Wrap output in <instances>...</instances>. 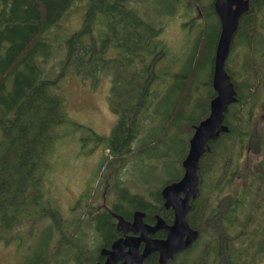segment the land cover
Listing matches in <instances>:
<instances>
[{
    "label": "trees",
    "instance_id": "16d2710c",
    "mask_svg": "<svg viewBox=\"0 0 264 264\" xmlns=\"http://www.w3.org/2000/svg\"><path fill=\"white\" fill-rule=\"evenodd\" d=\"M75 2L0 0V239L23 246L45 232L21 264H93L115 234L108 209L120 202L157 206L170 218L161 189L182 177L194 126L215 95L213 0H86L80 25L61 36ZM180 11L187 36L176 55L163 35ZM225 67L236 101L225 113L228 131L199 162V193L186 216L199 235L165 264H256L264 255V123L254 116L264 83V0H249ZM103 73L117 122L108 136L83 127L107 153L66 220L46 178L58 131L80 125L58 89L70 74ZM246 151L259 157L237 175Z\"/></svg>",
    "mask_w": 264,
    "mask_h": 264
},
{
    "label": "rangeland",
    "instance_id": "374dc122",
    "mask_svg": "<svg viewBox=\"0 0 264 264\" xmlns=\"http://www.w3.org/2000/svg\"><path fill=\"white\" fill-rule=\"evenodd\" d=\"M86 0H76L68 14L60 25L61 36H68L81 22L84 4ZM164 8V7H163ZM166 9V8H164ZM181 13V11L179 12ZM176 16L165 26L164 38L168 45L176 52L184 44L186 39V27L182 26L184 18L181 14ZM195 18L201 17V12L193 11ZM102 74V73H101ZM99 75L96 80L83 79L82 77L70 74L60 84L58 90L66 100V111L71 120L82 127H64L62 133L58 131V138L51 158V168L47 176V188L52 196L56 198L58 206L64 218L69 219L72 206L75 205L82 191L89 187V181L94 176L98 160L101 154H106L107 149L103 145L93 148L90 136L85 128H89L97 134L108 136L117 122V114L112 112L108 102L110 92V78L108 75ZM59 91V92H60ZM256 102L255 118L264 123V83L259 92ZM83 127H85L83 129ZM240 160L239 168H236L237 175L242 174L244 165L253 158H258L256 153L246 151ZM133 169L134 176L140 179L145 177ZM127 176L123 173L122 177ZM158 175L154 174V178ZM134 190V189H132ZM134 192H138L137 189ZM144 193V192H143ZM57 206V207H58ZM65 220V219H64ZM65 220V221H66ZM37 235V236H36ZM45 237V232H35L29 245L20 246L10 240L0 239V264H21L31 253V246H37ZM256 264H264V255Z\"/></svg>",
    "mask_w": 264,
    "mask_h": 264
},
{
    "label": "water",
    "instance_id": "95a60500",
    "mask_svg": "<svg viewBox=\"0 0 264 264\" xmlns=\"http://www.w3.org/2000/svg\"><path fill=\"white\" fill-rule=\"evenodd\" d=\"M248 6L249 0H213V8L220 22V31L213 58L212 87L215 95L210 100L208 115L194 126V131L189 139L188 151L182 161V177L161 189L164 207L171 208L173 211V223L166 225L158 217L155 226H147L142 224L139 219L141 213L136 212L137 218L134 224L129 226V229L136 231L139 228L143 235L135 238L127 237L124 240L130 242V251L126 253L133 255V258L126 260L123 264H132L131 261L139 264L151 252H157L159 262L163 264L177 252L188 248L198 237V231L188 224L186 216L191 208L190 200L199 193L200 159L209 150V141L216 139L220 133L228 130L224 123L225 113L228 107L236 101V91L225 66L239 19L248 9ZM158 228L165 229L166 238L151 239L145 236L146 233H152ZM141 240L144 241L145 247L143 252L138 254L136 247ZM124 241L114 242L111 251L102 250V253H106L108 256L104 264L113 263V260L119 257L117 255L125 245Z\"/></svg>",
    "mask_w": 264,
    "mask_h": 264
},
{
    "label": "flooded vegetation",
    "instance_id": "af4514ba",
    "mask_svg": "<svg viewBox=\"0 0 264 264\" xmlns=\"http://www.w3.org/2000/svg\"><path fill=\"white\" fill-rule=\"evenodd\" d=\"M227 71V70H226ZM264 116V113L263 115ZM162 199V198H161ZM164 203V200L162 202V204ZM131 204H126V203H119L118 204V211L115 210V207H110L108 209L110 216L114 219L113 222H111L112 228L115 229V234L111 233L109 234V243L108 245L104 246L107 249L111 248V245L118 241V240H122V242L127 239V237H139L142 234V230L137 228L136 231H133L132 229H129L130 225L134 224V221L136 220L137 216L135 215L136 212H140L141 215L139 216L140 221L142 222V224H145L147 226H155L157 224V219L158 217L161 218L163 220V222L166 225H170L173 223V219H174V215H173V211L171 208H166L164 207V205H162V210H168L171 211V213L169 214L170 218H168L167 216H165L164 214L160 213L157 211V206H152L150 205L148 208H134L132 205V207L130 206ZM120 218V219H119ZM138 226H140V224H138ZM166 231L164 228H158L157 230H155L152 233H146L145 236H147L148 238L151 239H164L166 238ZM143 235V234H142ZM199 235V233H198ZM125 245L123 246L122 250L119 251L118 255L119 257H116L113 260V263L110 264H123L124 262H126V260H130L131 258H133V255H128L126 252L130 251V245L128 242H125ZM145 247V243L143 240L139 241V243L137 244V253L141 254L143 252V249ZM187 249V248H186ZM102 247H99V254L98 257L96 258V260L94 261L93 264H104L107 261V254L102 253ZM185 250V249H184ZM183 251V250H181ZM179 251V252H181ZM177 252V253H179ZM176 253V254H177ZM174 254V256L176 255ZM173 256V257H174ZM151 260H156L157 263L159 262V254L157 252H151L149 253L146 257H144L139 264H151L150 262ZM136 260V259H135ZM128 262V261H127ZM132 264H137L135 261H131Z\"/></svg>",
    "mask_w": 264,
    "mask_h": 264
},
{
    "label": "bare ground",
    "instance_id": "6f19581e",
    "mask_svg": "<svg viewBox=\"0 0 264 264\" xmlns=\"http://www.w3.org/2000/svg\"><path fill=\"white\" fill-rule=\"evenodd\" d=\"M227 131H228V130H227ZM102 249L105 250V251H111V250H112V245H111V248H110V249H107L106 247H102ZM172 258H173V257H172ZM170 259H171V258H170ZM170 259H169V260H170ZM166 262H168V261H166ZM166 262H165V263H166ZM165 263H163V264H165ZM160 264H161V263H160Z\"/></svg>",
    "mask_w": 264,
    "mask_h": 264
}]
</instances>
